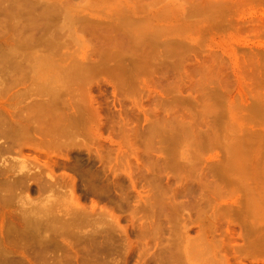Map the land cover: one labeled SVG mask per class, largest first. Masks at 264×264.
<instances>
[{"label": "rangeland", "instance_id": "374dc122", "mask_svg": "<svg viewBox=\"0 0 264 264\" xmlns=\"http://www.w3.org/2000/svg\"><path fill=\"white\" fill-rule=\"evenodd\" d=\"M0 1V264H264V0ZM81 93L102 124L29 146L21 111Z\"/></svg>", "mask_w": 264, "mask_h": 264}, {"label": "bare ground", "instance_id": "6f19581e", "mask_svg": "<svg viewBox=\"0 0 264 264\" xmlns=\"http://www.w3.org/2000/svg\"><path fill=\"white\" fill-rule=\"evenodd\" d=\"M10 1V0H9ZM12 1H15V0H12ZM18 1V0H17ZM16 1V2H17ZM22 1V0H21ZM24 1V0H23ZM30 1V0H29ZM41 1H44V0H41ZM63 1V0H62ZM132 1H134V0H132ZM141 2L143 1V0H140ZM145 1V0H144ZM263 1V0H262ZM1 2V1H0ZM15 2V3H16ZM25 2V1H24ZM28 2V1H27ZM39 2V0H37V3ZM52 2V1H51ZM66 2V1H65ZM137 2V1H136ZM5 2H3L2 4L3 5H5L4 4ZM13 3V2H12ZM34 3V2H33ZM36 3V4H37ZM42 3V2H41ZM67 3V2H66ZM134 3H135V1H134ZM139 3V2H138ZM137 3V4H138ZM18 4H20L19 2H18ZM26 4V3H25ZM24 4V5H25ZM42 4H44V3H42ZM55 4H57L56 2H55ZM147 4H149L148 2L146 3V5ZM3 5H0V7L2 6L3 7ZM22 5V4H21ZM29 5V4H28ZM28 5H27V7H28ZM38 5V4H37ZM39 5H41V4H39ZM53 5V4H52ZM139 5V4H138ZM145 5V4H144ZM144 5H142V6H144ZM13 6V5H12ZM15 6V5H14ZM19 6V5H18ZM42 6V5H41ZM40 6V7H41ZM47 6H48V4H47ZM54 6H56V5H54ZM149 6V5H148ZM36 7V6H35ZM34 7V8H35ZM51 7V6H50ZM135 7V6H134ZM145 7H147V6H145ZM26 8V7H25ZM48 8V7H47ZM60 8V7H59ZM142 8V7H141ZM144 8V7H143ZM15 9H16V7H15ZM29 9V8H28ZM43 9H45L44 7H43ZM54 9V8H53ZM56 9V8H55ZM135 9V8H134ZM139 9V8H138ZM31 11H32V9H30ZM36 10V9H35ZM41 10V9H40ZM39 9H38V11H40ZM48 10V9H47ZM2 11V10H1ZM7 11H9V10H7ZM7 11H3V12H6V14L8 13ZM16 11V13H17V10H15ZM19 11H21V10H19ZM30 11V12H31ZM53 11V10H52ZM51 11V12H52ZM57 11H58V5H57ZM56 11V12H57ZM61 11V10H60ZM130 11V10H129ZM138 11V10H137ZM10 12V11H9ZM21 12H23V11H21ZM33 12V11H32ZM31 12V13H32ZM47 12V11H46ZM49 12V11H48ZM55 12V11H54ZM26 13V12H25ZM36 13V12H35ZM43 12H42V10H41V14H42ZM53 13V12H52ZM2 14V13H1ZM9 14H11V12L9 13ZM15 14V13H14ZM20 14V13H19ZM44 16H47V14L44 12ZM63 14V13H62ZM66 14H67V12H66ZM65 14V15H66ZM31 15H33V14H30V16L29 17H31ZM38 15V14H37ZM37 15H36V17H37ZM43 15V14H42ZM51 15V14H50ZM49 15V16H50ZM64 15V14H63ZM68 15V14H67ZM70 15V14H69ZM69 15H68V17H69ZM3 16V15H2ZM11 16V15H10ZM10 16H9V18H10ZM15 16V15H14ZM22 16V15H21ZM20 16V17H21ZM40 16V15H39ZM38 16V17H39ZM23 17H27V15L25 14ZM28 17V18H29ZM36 17H34V18H36ZM41 17V16H40ZM40 17H39V19H40ZM43 17V16H42ZM51 17V16H50ZM0 18H1V15H0ZM8 18V19H9ZM138 18V17H137ZM139 18H142V17H139ZM139 18H138V20H139ZM5 19V18H4ZM7 19V18H6ZM14 19L16 20V18L14 17ZM13 19V20H14ZM18 19V18H17ZM25 19V18H24ZM33 19V18H32ZM31 19V20H32ZM37 19V18H36ZM38 19V20H39ZM45 20H46V18H44ZM43 19V20H44ZM50 19V18H49ZM52 19H54V21H56L55 20V16H54V18H52ZM68 19V18H67ZM83 19V18H82ZM82 19L79 21V22H81L82 21ZM86 19V18H85ZM143 19H145V18H143ZM142 19V20H143ZM1 20V19H0ZM23 20V19H22ZM34 20V23L36 24V20L35 19H33ZM41 20V19H40ZM48 20V19H47ZM47 20H46V22H47ZM120 20V19H119ZM126 20H127V18H126ZM137 20V21H138ZM145 20H147V19H145ZM5 21V20H4ZM9 21V20H8ZM7 21V22H8ZM20 21H21V18H20ZM24 21V20H23ZM50 22L51 21H53V20H49ZM53 21V22H54ZM58 21V20H57ZM86 21V20H85ZM91 21V20H90ZM89 21V22H90ZM121 21V20H120ZM130 21V20H129ZM15 22H17L18 23V21H15ZM38 22V21H37ZM44 22V21H43ZM49 22V23H50ZM52 22V23H53ZM70 22V21H69ZM79 22H77V23H79ZM108 22V21H107ZM130 22H132V21H130ZM130 22L128 23V22H123V23H128L127 24V26H129L130 25ZM140 22H141V19H140ZM2 23V22H1ZM4 23V22H3ZM6 23V22H5ZM9 23V22H8ZM16 23V24H17ZM20 23V22H19ZM33 23V24H34ZM82 23V22H81ZM93 23H94V21H93ZM92 23V24H93ZM96 23V22H95ZM98 23V25L97 26H99V22H97ZM96 23V24H97ZM119 23H121V22H119ZM142 23V22H141ZM149 23V22H148ZM10 24H11V22H10ZM13 24V23H12ZM16 24L14 25V27L16 26ZM39 25H38V27L39 26H43V25H45V23L42 25L41 24V22L40 23H38ZM47 24H48V22H47ZM56 24H58V23H56ZM69 24V23H68ZM108 24H109V22H108ZM114 24V23H113ZM8 25V24H7ZM19 25V24H18ZM29 25V24H28ZM32 25V24H31ZM52 25V24H51ZM64 25V24H63ZM62 25V26H63ZM125 25V24H124ZM133 25V24H132ZM149 25V24H148ZM1 26V25H0ZM5 27H6V25H4ZM21 25H19V27H20ZM48 26V25H47ZM55 26V25H54ZM61 26V27H62ZM96 26V27H97ZM107 26V25H106ZM111 26V25H110ZM118 26V25H117ZM137 26V25H136ZM141 26H143L142 24H141ZM18 27V26H17ZM22 27V26H21ZM24 28H25V26H23ZM34 27V26H33ZM44 27V26H43ZM51 27V26H50ZM60 27V26H59ZM58 27V28H59ZM60 27V28H61ZM66 27V26H65ZM64 27V28H65ZM129 27H131V26H129ZM139 27V26H138ZM27 28H29V27H27ZM35 28V27H34ZM51 28H54V27H51ZM59 28V29H60ZM99 28V27H98ZM103 28H105V26L103 27ZM109 28H111L112 29V27H109ZM115 28V27H114ZM117 28V27H116ZM128 27H126V29H127ZM132 28H135L134 30L135 31H137V33L132 29ZM140 28V27H139ZM139 28H136L134 25H133V27H131L130 29H132L133 30V32H135L136 33V35H138V29ZM143 28H144V26H143ZM147 28V27H146ZM23 29V28H22ZM37 29V28H36ZM45 29H47V27L45 26ZM66 29H69L68 27H66ZM100 29V28H99ZM122 28H120V30H121ZM129 29V30H130ZM31 30H32V27H31ZM42 30H43V28H42ZM42 30H41V32H42ZM53 30V29H52ZM71 30V29H70ZM69 30V31H70ZM85 31H86V29H84ZM113 30V29H112ZM125 30V29H124ZM131 30V31H132ZM145 30H147V29H145ZM145 30L143 29H139V31L141 32V34H143V32H145ZM152 30H153V27H152ZM14 31H16V30H14ZM37 31V30H36ZM58 31V30H57ZM61 31V30H60ZM101 31H103V30H101ZM114 31H115V29H114ZM122 31H123V29H122ZM149 31V30H148ZM161 31V30H160ZM1 32H2V30H1ZM21 32H22V30H21ZM31 32V31H30ZM52 32V31H51ZM64 32H66V31H64ZM71 32V31H70ZM105 32V31H104ZM104 32H102V33H104ZM113 32V31H112ZM124 32V34H122V36L123 35H125V34H127V31H123ZM159 32V31H158ZM23 33H25V32H23ZM29 33V32H28ZM39 34H40V32H38ZM43 33H45L44 31H43ZM47 33L48 34H50V35H48V34H43L44 36L43 37H45V36H47V37H49V39H52V40H55V42H56V39H54V38H56V37H53V36H55V35H52V37H51V33H50V31L48 32L47 31ZM53 33V32H52ZM63 33V32H62ZM108 33V32H107ZM120 34L122 33L121 31L119 32ZM129 33V32H128ZM135 33L133 34V33H129L130 34V36H132L131 38H135ZM157 33V32H156ZM1 34V33H0ZM20 34V33H19ZM22 34V33H21ZM27 34V33H26ZM64 34V33H63ZM66 34V33H65ZM101 34V33H100ZM128 34V35H129ZM132 34V35H131ZM145 34V33H144ZM143 34V35H144ZM150 33H148L147 32V35H149ZM151 34H153V33H151ZM150 34V35H151ZM25 35V34H24ZM24 35H21L23 38H24ZM30 35V34H29ZM31 35H32V33H31ZM30 35V36H31ZM40 35H42V34H40ZM57 35H59V36H61V34H59V33H57ZM107 35H109V34H107ZM116 35V34H115ZM119 35V34H118ZM149 35V36H150ZM157 35V34H156ZM27 36V35H26ZM30 36H29V39H31L30 38ZM34 36H35V34H34ZM37 36V35H36ZM35 36V37H36ZM110 36H112L113 37V35H110ZM127 36V35H126ZM140 36H142V35H140ZM1 37V36H0ZM38 37V36H37ZM46 37V38H47ZM125 37V36H124ZM151 37V36H150ZM153 37V36H152ZM18 38H20V37H18ZM26 38V37H25ZM39 38H41V36L39 37ZM36 39H38V38H36ZM35 39V40H36ZM135 39H137V40H139V36L138 37H136ZM18 40V39H17ZM27 40V39H26ZM34 40V39H33ZM39 40V39H38ZM37 40V41H38ZM46 40H48V39H46ZM103 40V39H102ZM127 40V39H126ZM148 40V41H147ZM151 40V39H150ZM2 41H4V40H2ZM21 41H22V39H21ZM40 41V40H39ZM44 41H45V39H44ZM48 41H50L51 42V40H48ZM124 41V40H123ZM129 41V40H128ZM128 41H126V42H128ZM135 41V40H134ZM157 41V40H156ZM165 41V40H164ZM177 41V40H176ZM19 42V41H18ZM26 42H28V40L26 41ZM41 42V41H40ZM39 42V43H40ZM103 42H105V41H103ZM107 42H109V41H107ZM144 42H149V38L148 39H145V41ZM144 42H142V43H144ZM5 43H6V41H5ZM24 43V42H23ZM30 43V42H29ZM32 43V42H31ZM36 43V42H35ZM46 43H48V42H46ZM54 43V42H53ZM57 43V42H56ZM129 43H131L132 44V42L130 41ZM128 43V44H129ZM136 43H137V41H136ZM19 44H20V42H19ZM28 44V43H27ZM37 44V43H36ZM48 44H51V43H48ZM47 44V46H49ZM105 44V43H104ZM130 44V45H131ZM151 44V43H150ZM156 44H157V42H156ZM159 44V43H158ZM33 45V44H32ZM109 45V44H108ZM144 45H146V44H144ZM144 45H142V47L144 46ZM160 45V44H159ZM158 45V46H159ZM162 45V44H161ZM167 45V44H166ZM9 46V45H8ZM17 46V45H16ZM29 46V45H28ZM133 46V45H132ZM148 46H149V44H148ZM152 46V45H151ZM107 47V46H106ZM106 47H104V48H106ZM145 48H146V46H144ZM1 48V47H0ZM140 48V47H139ZM158 48V47H157ZM157 48H156V50H157ZM9 49V48H8ZM10 49L12 50V48L10 47ZM138 48H136V50H137ZM143 49V48H142ZM167 49V48H166ZM169 49V48H168ZM2 50V49H1ZM144 50V49H143ZM153 50H155V49H153ZM160 50V49H159ZM158 50V51H159ZM9 51V50H8ZM7 51V52H8ZM139 51V50H138ZM161 51V50H160ZM166 51V50H165ZM168 51V50H167ZM170 51V50H169ZM2 52H4V51H2ZM5 52H6V50H5ZM11 51H9V53H10ZM13 52V51H12ZM20 52V51H19ZM84 52V51H83ZM142 52V51H141ZM153 52V51H152ZM164 52V51H163ZM16 54H17V51L15 52ZM161 53V52H160ZM5 54V53H4ZM10 54H13V53H10ZM109 55L111 54V53H108ZM159 54V53H158ZM111 55H113V54H111ZM12 56H14V55H12ZM83 56H84V54H83ZM140 56V55H139ZM138 56V57H139ZM155 56V55H154ZM109 57V56H108ZM147 59L146 60H144V59H141L142 57H139V59H136V61L139 63V65H141V67H143V66H145L146 65V63L148 62V57L147 56H145ZM109 58H111V57H109ZM133 58V57H132ZM13 59V58H12ZM14 59H15V56H14ZM157 59V58H156ZM158 60H160V59H158ZM162 60V59H161ZM13 61V60H12ZM123 62V61H122ZM130 62V61H129ZM129 62H128V64H129ZM19 63V62H18ZM21 63V62H20ZM108 63V62H107ZM115 63H116V61H115ZM133 63H135V62H133ZM133 63H131V65L133 64ZM17 64V63H16ZM16 64H14L15 66H17ZM120 64L121 63H119L118 64V61H117V67L119 66L120 67ZM127 64V63H126ZM159 64V63H158ZM176 64V63H175ZM104 65H106V64H104ZM111 65L113 66H111L112 68H115V66H114V63L112 64L111 63ZM122 66H124L125 65V63H124V65L123 64H121ZM139 65H138V67L137 68H139L140 69V67H139ZM178 64H176V66H177ZM135 66V65H134ZM175 66V65H174ZM1 67V66H0ZM109 67V66H108ZM128 67V66H127ZM130 67H132V66H130ZM122 68V69H121ZM121 68H118V70L120 69L121 71H123V67H121ZM129 68V67H128ZM128 68H126L125 67V69H128ZM1 69H2V67H1ZM117 69V68H116ZM124 69V70H125ZM134 69H136V68H134ZM5 70V69H4ZM67 70H69V69H67ZM3 71V70H2ZM65 71V70H64ZM120 71V72H121ZM77 73V72H76ZM84 73V72H83ZM69 75H71V74H69ZM74 77V76H73ZM120 79V78H119ZM120 81V80H119ZM0 82H1V79H0ZM44 83V82H43ZM40 86V85H39ZM42 86V85H41ZM40 86V87H41ZM44 86V85H43ZM42 86V87H43ZM45 87V86H44ZM46 91V93L48 94V95H46V96H48V97H50V96H52V98H49L48 99V102H52V101H55V99H56V101L59 99V98H61L62 97V93L59 95V94H57V91H56V94H55V90H53L52 92H49L48 90H45ZM66 91H68V90H65L63 93H65ZM78 91V90H77ZM80 91H82V90H80ZM40 92V91H39ZM54 92V93H53ZM70 92H72V91H70ZM70 92H69V94H70ZM75 93H76V91H74ZM74 92H72V93H74ZM88 92V91H87ZM53 93V95H49V94H52ZM43 94H45V92H44V90H43ZM55 94V95H54ZM67 94H68V92H67ZM78 94V93H77ZM80 94V93H79ZM79 94H78V97H79ZM259 94V93H258ZM65 95V94H64ZM74 95V94H73ZM85 95V97L87 96V94L85 93L84 94ZM84 95H82V93H81V99H79L78 97V100H77V102H74L73 101V99H74V97H73V99H69L68 98V101H63V99H60V100H62V103H64V104H67V109H69L66 113H63V112H61V111H59V110H56L57 111V113H56V111L54 110L53 111V109L54 108H52V110H51V112L49 111V109H51V107L49 106V108H47V106L49 105V103H48V105H46L45 106V104H46V101H44L43 100V102L45 103L44 104V106H45V109H44V107H41V108H39V107H37V108H39V109H37V108H35L37 105H36V102H37V100H36V102H35V104H32V105H29V106H27L26 108H25V112H24V110H22L21 112H23V113H25V117H23V119H26L27 120V122L28 123H30L29 125L31 126V123L33 124V126H32V131H31V127L29 128L28 127V125L26 124L27 122L26 121H24L25 123H24V125H22V126H20V128L18 129L19 131L21 130V132L23 133H26L27 134V138H28V142H30L31 144H28L29 146L30 145H33L35 148L34 149H36V150H40V149H42L41 147L42 146H44V147H56V148H60V147H68L70 144H71V142L73 143L74 142V140L72 141L71 140V137H73V136H75V134L76 133H78V132H80V131H88L89 132V130H91V128L89 127V126H87L86 124H87V122L89 123L91 120H96L97 122H98V124L100 123L99 121H101V118H100V116H101V114H100V112H99V106H96V107H94L95 105L92 103V102H90V100L91 101H94V99L93 98H91V97H89V98H91L90 100H89V104L91 103V104H93L94 106H92V105H88V102H86V101H88L87 99H89V98H85V97H83ZM260 95V97L262 98V97H264V94H259ZM42 96V95H41ZM61 96V97H60ZM70 96H72V95H70ZM75 96V95H74ZM47 97V98H48ZM67 96L65 95V97H64V99L66 98ZM76 97V96H75ZM85 98V100L83 99V98ZM88 97V96H87ZM257 97V96H256ZM259 97V98H260ZM43 99V98H42ZM45 99H46V97H45ZM50 100V101H49ZM66 100H67V98H66ZM76 100V99H75ZM83 101V104L81 105L80 103ZM259 100V99H258ZM38 101H39V99H38ZM59 101V100H58ZM41 102V101H40ZM39 102V103H40ZM67 102V103H66ZM85 102L87 103V104H85ZM34 103V102H33ZM58 103V102H57ZM62 103H60V105L62 104ZM40 104H43V103H40ZM53 104L55 105V102H53ZM53 104H51L52 105V107H53ZM59 105V106H60ZM43 106V105H42ZM57 106V105H56ZM63 107H65V106H63ZM43 108V109H42ZM56 108V107H55ZM58 108H60V107H58ZM57 108V109H58ZM22 109H24V108H22ZM64 109V108H63ZM99 109V110H98ZM64 110H66V109H64ZM19 111V110H18ZM53 111V112H52ZM102 111V110H101ZM55 112V113H54ZM22 113V115H24ZM50 113H54V114H57V116H55V118H53L52 117V115L50 114ZM144 113H146V112H144ZM10 114V113H9ZM20 114V113H19ZM37 114H39V116H37ZM14 115V114H13ZM12 115V116H13ZM16 115V114H15ZM14 115V116H15ZM1 116V115H0ZM9 116H11V115H8V117ZM54 116V115H53ZM39 117V119H38V121L41 119V121H39V122H36V120H37V118ZM8 119H10V122L13 120L12 119V117H9ZM12 119V120H11ZM53 119H56L57 121H55L54 122V120ZM2 120V119H1ZM5 120V119H4ZM15 120V119H14ZM13 120V121H14ZM9 121V120H8ZM29 121H31V122H29ZM9 122V123H10ZM14 122H16V120L14 121ZM20 122H21V120H20ZM19 123V122H18ZM10 124H12V123H10ZM26 124V125H25ZM97 124V127L100 125V124H102V122L98 125ZM9 125V124H8ZM13 125V124H12ZM19 125V124H18ZM16 126V125H15ZM94 126H96V124L94 125ZM18 127V126H17ZM97 127H95L97 130H98V128ZM12 129H13V127H11ZM15 129V128H14ZM8 130H10V129H8ZM13 131V130H12ZM14 131H16V130H14ZM99 131H100V129H99ZM2 132H3V130H2ZM11 133V132H10ZM12 133H14V132H12ZM20 133V132H19ZM79 134V133H78ZM17 135H18V133H17ZM19 135H22L23 136V134H19ZM25 135V134H24ZM12 136V135H11ZM76 137V136H75ZM26 139V138H25ZM9 144V143H8ZM6 145V144H5ZM4 146V145H3ZM8 146V145H7ZM10 146V145H9ZM2 148V147H1ZM5 148H7V147H5ZM7 150V149H6ZM42 151V150H41ZM2 155V154H1ZM52 162V161H51ZM78 161H76L75 163L73 162L71 165H69V166H71L72 168H74L75 169V167L78 169V167L80 166V167H82L81 165H80V162L79 163H77ZM45 166H47V168H46V170H48V173H47V175H48V178L49 179H51L52 181L54 180V178H53V172H52V170L54 169V167L57 165V163H51V164H49L50 165V167H49V165L47 164V163H43ZM47 164V165H46ZM42 165V164H41ZM44 165H42V166H44ZM45 166H44V168H45ZM7 167H9V166H7ZM38 167H40V166H38ZM70 167V168H71ZM89 167V166H88ZM28 168V167H27ZM43 168V167H42ZM68 168V167H67ZM41 169V168H40ZM40 169H38V170H40ZM69 169V168H68ZM37 170V171H38ZM76 170V169H75ZM84 170V169H83ZM87 170V169H86ZM43 171H45V170H43ZM82 171V170H81ZM80 171V172H81ZM89 171V170H88ZM92 171V170H91ZM36 172V171H35ZM78 172V171H77ZM86 173V172H85ZM97 173V172H96ZM27 174V173H26ZM89 174H91V173H89ZM85 176H87L88 175V173H87V175L86 174H84ZM98 175V174H97ZM24 176V175H23ZM85 176H83V177H85ZM27 177V176H26ZM26 177H22L21 178V180L23 179V178H26ZM83 177H81V178H83ZM28 178V177H27ZM13 179H15V178H13ZM18 179V178H17ZM48 179V180H49ZM56 179V178H55ZM58 179V178H57ZM86 179V178H85ZM84 178H83V180H85ZM88 179V178H87ZM20 180V181H21ZM51 180H49L50 182H51ZM61 180V179H60ZM60 180H58L59 182H61ZM12 181H14V180H12ZM19 181V180H18ZM46 181V180H45ZM27 182V181H26ZM39 182V181H38ZM42 182H44V181H42ZM54 182H55V180H54ZM59 182H57V180H56V183L58 184ZM22 183V182H21ZM40 183V182H39ZM45 183H47V182H44L43 183V185H46ZM53 183V182H52ZM71 183H72V187H74L75 185H76V182H75V180H74V178L72 179V181H71ZM38 185V184H37ZM47 185H49L48 187H52V188H54V184L52 185L51 183L49 184H47ZM46 185V186H47ZM50 185H52V186H50ZM78 185V184H77ZM84 185H86L85 187L86 188H89V185H88V183L87 184H84ZM38 186H40V185H38ZM56 186V185H55ZM60 186V185H59ZM41 187V186H40ZM39 188V187H38ZM45 188V187H44ZM50 189V188H49ZM62 195V194H61ZM37 205V204H36ZM34 206V205H33ZM33 208V207H32ZM38 207H36V209H37ZM40 208V207H39ZM26 209V208H25ZM30 209V208H29ZM35 210V209H34ZM33 210V211H34ZM25 211V210H24ZM24 211H22V212H24ZM39 210H37L36 212H38ZM44 211V210H43ZM31 212H32V210H31ZM40 212V211H39ZM28 213H30V212H28ZM35 213V212H34ZM31 214V213H30ZM38 214V213H37ZM25 215V214H24ZM33 215H36V213L35 214H33ZM20 216V215H19ZM27 216V215H26ZM29 216V215H28ZM30 217H33V216H30ZM36 217V216H35ZM37 219H38V217H37ZM40 219V218H39ZM21 220V219H20ZM27 220H29V219H27ZM27 220H25V222H27ZM24 221V220H23ZM30 221H31V218H30ZM39 221V220H38ZM37 221V222H38ZM43 221V220H42ZM47 221V220H46ZM33 222H34V220L32 221V226H31V224L28 226V223H26L27 224V226L30 228H32L33 227ZM36 222V221H35ZM34 222V223H35ZM40 222V221H39ZM44 222V221H43ZM47 224H48V222H46ZM25 225V224H24ZM27 226H26V228H27ZM47 227V226H46ZM29 228H27V230L29 229ZM30 228V229H31ZM34 228V227H33ZM32 228V229H33ZM35 228H36V226H35ZM38 228V227H37ZM45 228V227H44ZM23 229H24V227H23Z\"/></svg>", "mask_w": 264, "mask_h": 264}]
</instances>
